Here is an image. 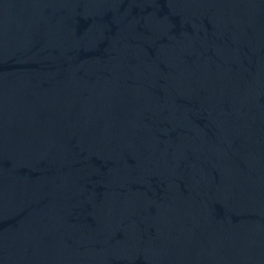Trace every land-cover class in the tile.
<instances>
[{"label": "water", "instance_id": "95a60500", "mask_svg": "<svg viewBox=\"0 0 264 264\" xmlns=\"http://www.w3.org/2000/svg\"><path fill=\"white\" fill-rule=\"evenodd\" d=\"M0 264H264V0H0Z\"/></svg>", "mask_w": 264, "mask_h": 264}]
</instances>
